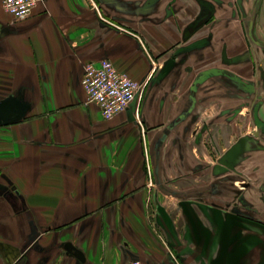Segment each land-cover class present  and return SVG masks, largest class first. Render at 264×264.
<instances>
[{
  "label": "crops",
  "instance_id": "1",
  "mask_svg": "<svg viewBox=\"0 0 264 264\" xmlns=\"http://www.w3.org/2000/svg\"><path fill=\"white\" fill-rule=\"evenodd\" d=\"M255 3L38 0L15 19L0 0V105H24L0 124V264H264ZM103 59L148 82L135 112L87 101L84 66Z\"/></svg>",
  "mask_w": 264,
  "mask_h": 264
},
{
  "label": "built area",
  "instance_id": "2",
  "mask_svg": "<svg viewBox=\"0 0 264 264\" xmlns=\"http://www.w3.org/2000/svg\"><path fill=\"white\" fill-rule=\"evenodd\" d=\"M37 1L2 0V6L15 19H25L31 15ZM147 84V81L139 82L133 79L110 59H103L98 64L88 62L84 66L82 86L87 101L98 105L106 119H112L128 109L137 96H142ZM129 264L143 262L133 260Z\"/></svg>",
  "mask_w": 264,
  "mask_h": 264
},
{
  "label": "water",
  "instance_id": "3",
  "mask_svg": "<svg viewBox=\"0 0 264 264\" xmlns=\"http://www.w3.org/2000/svg\"><path fill=\"white\" fill-rule=\"evenodd\" d=\"M261 2H262V0H256V3L254 5L252 16H254L255 18H256V15L258 14V11L260 9ZM204 7L207 9V7L210 8V5L208 3H205ZM203 18L204 17H199L188 29H186L184 31V40H188L190 38V36L193 34V32L201 25V23H204L202 21V20H204ZM199 44H200V42L197 41L195 43L189 44L188 46H185V47H182V48L175 50L171 54V57L168 59L167 63L160 70L159 78H163L172 69V67L176 63L181 62V61H177V60H178V58L181 57V54L184 53V51H187L188 49H191L194 46H198ZM137 100H138V96L132 101V103L129 106V108H131L132 111H134V112L137 109L136 108ZM11 103L13 104V111L10 112L8 115H5V116L3 115V112H2L3 105H0V124L3 121L12 122V121L19 120L22 118V116H24V110H23L24 105L22 103L18 102L17 100H12ZM254 118H255L256 127L258 129H262L264 131V122L259 118L257 108L254 111ZM255 134L258 135L259 134L258 131H256ZM224 239L225 240L227 239V231L225 233ZM224 244H225V242H224Z\"/></svg>",
  "mask_w": 264,
  "mask_h": 264
},
{
  "label": "flooded vegetation",
  "instance_id": "4",
  "mask_svg": "<svg viewBox=\"0 0 264 264\" xmlns=\"http://www.w3.org/2000/svg\"><path fill=\"white\" fill-rule=\"evenodd\" d=\"M254 22H255V17L254 16H252V18H251V20H250V24H249V28H250V31H252V28H253V26H254ZM260 130H262V129H260ZM260 130H257L259 133H260ZM244 183V188H248L249 187V184H246V182H243ZM262 201H263V204H264V197H263V199H262Z\"/></svg>",
  "mask_w": 264,
  "mask_h": 264
},
{
  "label": "rangeland",
  "instance_id": "5",
  "mask_svg": "<svg viewBox=\"0 0 264 264\" xmlns=\"http://www.w3.org/2000/svg\"><path fill=\"white\" fill-rule=\"evenodd\" d=\"M12 17H13V16H12ZM170 57H171V56H170ZM170 57H169V58H170ZM176 64H177V63H176ZM148 89H149V87H148ZM148 89H147V86H146V88H145V92H146ZM145 92H143V95H144Z\"/></svg>",
  "mask_w": 264,
  "mask_h": 264
}]
</instances>
